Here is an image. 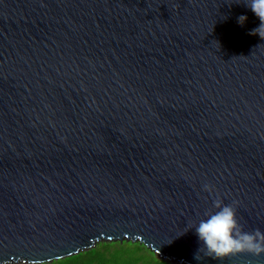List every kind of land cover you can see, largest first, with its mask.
I'll return each mask as SVG.
<instances>
[{"label": "water", "instance_id": "obj_1", "mask_svg": "<svg viewBox=\"0 0 264 264\" xmlns=\"http://www.w3.org/2000/svg\"><path fill=\"white\" fill-rule=\"evenodd\" d=\"M248 2L0 0V264L117 241L169 264H264L194 259L217 201L264 233V37Z\"/></svg>", "mask_w": 264, "mask_h": 264}, {"label": "clouds", "instance_id": "obj_2", "mask_svg": "<svg viewBox=\"0 0 264 264\" xmlns=\"http://www.w3.org/2000/svg\"><path fill=\"white\" fill-rule=\"evenodd\" d=\"M260 21L250 34L264 37V0H249L245 5ZM247 21L246 15H240L237 23L243 26ZM205 191H211L210 185H204ZM218 209L200 220L194 227L197 237L198 248L196 253L203 247L205 254L213 259H223L232 255L247 252L254 255L264 253V233L258 230L253 233L244 232L235 218V210L232 206L215 203Z\"/></svg>", "mask_w": 264, "mask_h": 264}, {"label": "trees", "instance_id": "obj_3", "mask_svg": "<svg viewBox=\"0 0 264 264\" xmlns=\"http://www.w3.org/2000/svg\"><path fill=\"white\" fill-rule=\"evenodd\" d=\"M47 264V263H46ZM49 264H169L140 243L100 242L89 251L81 252Z\"/></svg>", "mask_w": 264, "mask_h": 264}]
</instances>
